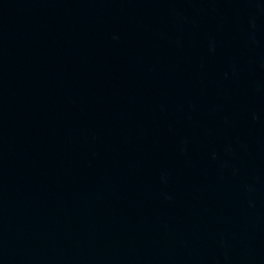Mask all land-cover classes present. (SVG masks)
I'll use <instances>...</instances> for the list:
<instances>
[{"label":"water","instance_id":"95a60500","mask_svg":"<svg viewBox=\"0 0 264 264\" xmlns=\"http://www.w3.org/2000/svg\"><path fill=\"white\" fill-rule=\"evenodd\" d=\"M0 264H264V0H0Z\"/></svg>","mask_w":264,"mask_h":264}]
</instances>
